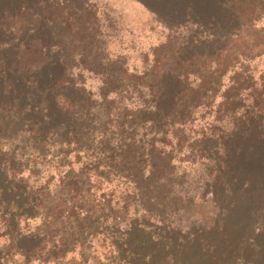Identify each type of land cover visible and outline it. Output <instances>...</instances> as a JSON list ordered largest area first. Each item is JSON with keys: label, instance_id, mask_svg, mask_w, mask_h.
Returning <instances> with one entry per match:
<instances>
[{"label": "trees", "instance_id": "16d2710c", "mask_svg": "<svg viewBox=\"0 0 264 264\" xmlns=\"http://www.w3.org/2000/svg\"><path fill=\"white\" fill-rule=\"evenodd\" d=\"M9 2L0 0V264H60L99 235L112 237L111 264H264V252L227 234L230 199L264 196V73L253 65L264 63V0H222L240 27L216 49L193 36L222 23L187 10L177 28L197 29L163 43L143 72L112 58L95 5ZM54 149L66 169L55 186ZM13 212L38 220L34 234L19 233Z\"/></svg>", "mask_w": 264, "mask_h": 264}, {"label": "rangeland", "instance_id": "374dc122", "mask_svg": "<svg viewBox=\"0 0 264 264\" xmlns=\"http://www.w3.org/2000/svg\"><path fill=\"white\" fill-rule=\"evenodd\" d=\"M69 1V3L77 6L83 0ZM85 2L95 5L99 12L98 19L103 20L101 23L105 24L104 30L109 31L105 42L112 58L125 59L129 69L133 72H143L144 67H149L154 59L155 50L160 48L163 43H167L170 38L183 39L187 37L190 31L194 32L197 29L196 26L192 25L188 26L187 30L177 28V25L186 22L185 13L189 9H193L200 20H202L200 15H203V19H205L206 16L214 14L225 28L222 33H219L211 26L203 30V35L195 34L193 37L197 41L204 38V48L216 49L218 45L223 44L224 41L232 37L236 33L234 31H237L240 27L238 21H232L230 12L222 0H85ZM9 3H12L11 0ZM9 3L6 4L10 5ZM71 4H68V6ZM202 22L205 21L202 20ZM109 25H112V27L109 28ZM225 36L226 38H224ZM207 43L213 44L208 45ZM253 65L257 69L258 75L264 73V63L262 61H256ZM86 78L87 88L92 87L96 90L99 82L94 76L87 75ZM54 154L55 149L52 150L49 156L46 170L49 171L50 178L56 176L51 181V185L55 186L59 183V176L61 174L65 175L66 169L61 168L60 157ZM68 160L73 162L76 169L84 167L83 164L85 163L74 155L68 156ZM69 165L66 162L64 167L68 168ZM24 169L29 168L25 167ZM241 195L236 194L229 201V205H233L234 209L233 207L230 209L232 213L227 220L229 228L227 234L231 236L237 233L233 237L236 244L243 245L248 250H253L255 254L262 253L264 252V196H258L254 193L252 197L256 203H250L251 198L243 201ZM198 213L203 220L208 217L207 210L201 209ZM246 213L248 217H246ZM11 214L10 220H13V225L17 226L22 236L28 237L34 234L38 226V220L31 218L30 213L22 217L16 216V212ZM207 221H210L209 217ZM242 226L244 228L238 230ZM7 233L5 227L0 228L1 235L5 234L8 237ZM111 239L112 237L109 235L96 236L86 247L78 248L69 253L60 264H111L116 257V250L111 246ZM4 244L5 237L0 239V247ZM239 262L245 264L244 260ZM7 264L25 263H23L20 255H16V258ZM29 264L59 263L36 260Z\"/></svg>", "mask_w": 264, "mask_h": 264}]
</instances>
